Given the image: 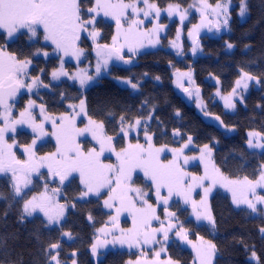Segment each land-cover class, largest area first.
Returning a JSON list of instances; mask_svg holds the SVG:
<instances>
[{
    "label": "trees",
    "instance_id": "trees-1",
    "mask_svg": "<svg viewBox=\"0 0 264 264\" xmlns=\"http://www.w3.org/2000/svg\"><path fill=\"white\" fill-rule=\"evenodd\" d=\"M151 1L164 7L172 3L186 6L192 0ZM207 1L216 3L222 0ZM239 1L234 0L235 4ZM79 2L83 17L86 18L92 0ZM247 8L248 18L244 22L239 21L237 9L232 10L228 33L219 38L202 36L199 39L200 55L196 58L190 54L177 58L165 48L144 52L137 56L136 62L129 68L112 66L108 76L100 78L84 92L66 81L54 85L50 83V70L57 68L58 60L51 58L45 63L42 59L34 58L37 51L49 49L42 44L41 34L36 41H30L27 34H19L13 41L6 43L0 33V45H5L7 52L20 60H32L29 74L40 77L41 84L49 86L48 90L34 96L35 102L47 114L56 116L67 113L69 105H77L84 99L86 116L102 122L105 133L116 137L117 147L124 144L123 138L118 135L122 125L120 117L124 116V124L135 123L134 118H140V132L152 134L155 144L177 148L188 143L190 136V143L195 149L205 145L211 147L214 164L225 176L234 179L247 176L254 181L264 165V152L247 148L246 133L255 131L264 137V0H247ZM97 26L103 29L102 41L108 42L113 26L101 19L97 21ZM81 43V46L88 45L86 41ZM228 43L233 45L231 51L227 50ZM188 48L189 45L185 43V49ZM88 56L92 57L91 52H88ZM189 70L199 91L202 109L193 102L186 104L184 96L173 86V71ZM244 72L258 79L260 87L252 88L244 105H238L234 113H227L215 100L217 86L213 79L218 81L221 92L227 93ZM115 77L138 84L137 92L117 85L112 79ZM21 101L18 103L21 104ZM109 111L113 114L108 115ZM202 114L219 117L225 128L233 127L236 133L226 136L214 125L204 122ZM149 116L151 119H148ZM174 131H178L179 135H174ZM30 139L27 133H19L16 142L26 146L31 142ZM53 151L54 143L51 141L36 149L37 155ZM42 179L47 182L44 175ZM134 182L151 191L150 184L140 176H136ZM41 188V182L35 180L31 189L22 197H16L11 179L0 177V194L4 197L0 199V264H48L46 250L49 245L56 243L60 244V248L51 252H59L61 264H68L72 253H75L76 264H126L128 260H136V251H109L97 261L91 257L89 248L97 231L105 225L111 214L105 211L100 198L76 199L83 191L77 178L70 179L59 190V202L66 209L60 225L49 227L40 215L31 218L23 216L21 219L25 201L40 192ZM171 210L187 230L190 240L203 238L217 246L213 264H253L248 260L253 251L259 263L264 264V236L260 233L264 227V208H258L257 214L245 209L236 210L228 195L217 190L211 198L215 228L196 224L189 210L182 208L176 201L172 202ZM65 232L71 234L70 241L64 240ZM167 255L179 264H193L192 253L176 241L168 245Z\"/></svg>",
    "mask_w": 264,
    "mask_h": 264
},
{
    "label": "rangeland",
    "instance_id": "rangeland-1",
    "mask_svg": "<svg viewBox=\"0 0 264 264\" xmlns=\"http://www.w3.org/2000/svg\"><path fill=\"white\" fill-rule=\"evenodd\" d=\"M113 3L116 2V0H112ZM125 3L129 4H135L137 8L144 9L145 5L143 3V0H124ZM150 3L155 4L153 1L149 0ZM208 4L212 5V7H215L217 3H220L222 6L228 7V25H223L224 16L220 15L217 16L212 12V10L209 9H203L201 0H192L188 5L181 6L179 5V11H173L172 15H169L168 12V5L164 7H159L160 14L157 17L155 11H151L148 16L144 15V11H141L139 15H135L132 12V9L129 8L125 11V15L121 18V29H127L129 26V22L131 20H142L143 23L138 26V31L147 33V35L142 36L139 38V41L135 47V51L131 52L128 50V46H125L121 49L120 55L123 57V59H117L116 55L113 54L111 58L108 60V63L106 66L103 65V58L106 55L107 50L101 48H98L97 45L103 46L108 45L112 46L113 44V37L117 35L118 29L115 19H113L111 16H105L103 12H100L99 15L96 13H90L86 12V18L88 17H95V30L98 32V35L96 36L95 41L92 39V37L89 35V32L92 30L93 26L88 27V31H82L80 33V39L77 41V47L79 49H82V54L79 55V57L72 55L71 53L68 55H65L63 52H58L55 49V46L52 45L50 42H46L43 39L42 36V29H39V33L42 37V44L47 46L49 49H42L40 51H37L34 54V58L42 59L46 63L51 58H57L58 66L57 68L50 70V83L52 85L57 84L62 81L69 82L71 84L76 85L82 92L87 90L88 88L95 85L98 80L102 77L109 75V70L112 66H118L121 68H129L131 67L135 62L136 58L139 54H142L144 52L153 51L159 48H165L169 51H171L177 58H183L184 55L190 54L193 56V58H196L198 55H200V42L199 39L202 36H209L213 38H219L221 35L228 33L229 31V23L231 20V12L235 8L237 9V16L240 22H244L248 18V8L244 16H241L239 14L241 1L234 2V0H222L216 3H210L207 1ZM247 5V0H245ZM173 6L178 4H171ZM237 5V6H236ZM96 6V0H92L91 7ZM90 7V8H91ZM181 14H183L184 19L181 20ZM103 20L104 22L110 23L113 27L112 34L108 40V42L102 41L103 39V29L101 27L97 26L98 20ZM217 23L220 24L219 30H217ZM157 26H159L157 28ZM154 29H157L156 31H153ZM26 30H21L22 32H25ZM0 33L3 34V37L6 41V43H9L13 41L19 34L16 33L12 38L7 37L6 33L3 32V30H0ZM29 36V35H28ZM38 37V36H37ZM37 37H31L29 36L30 41H36ZM86 41L88 45L81 46V42ZM158 41V42H157ZM120 43H123V36L120 37ZM185 43L189 45L188 49H185ZM90 48H88V47ZM1 47V45H0ZM195 49V51H193ZM232 48H228V51H231ZM0 50H3L7 52L6 46H2ZM101 52V55L98 56L97 52ZM88 52H91L92 57L88 56ZM8 53V52H7ZM47 53V55H45ZM30 63L27 66L26 69V75L22 76V79L24 80L25 85L32 84L31 91L26 87L21 88L20 90V96L17 99L16 103L10 104V116L9 121H17V120H25V123H15L10 124V126L7 128V130L4 132V144L11 145L10 151L15 155L16 159L20 161H29L30 153L26 151V149H31V152L35 153L34 162L36 164H40L41 159L44 157H49L50 154L55 153L57 149V141L56 136L53 134L56 129L53 127V121L56 122L57 125L60 123V118L64 116L68 117H75V126L80 129H86L89 127H93L89 125V118L86 116L85 113H80L79 115H75V113H79V103L75 105L76 107H69V110L67 113L51 116L47 114L44 110V108L37 104L35 102L34 96H36L39 92L43 90H48L49 86L45 87L44 84H41L40 77H32L29 74V71L32 69V60L29 59ZM101 62V71L99 74L96 72V66L97 62ZM62 66V70H61ZM53 72H57V76L54 78L52 76ZM87 74L93 77L91 81H88V83L81 87L79 76L81 74ZM173 86L174 88L181 94V96H184L185 93L189 95L191 98V102L199 108L202 109V102L200 99L199 91L194 85L193 79H192V71H173ZM113 81L122 87L128 88L133 92H137V88L133 89L131 87V84L126 83V81H130L128 79L123 78H112ZM36 81V83H33V81ZM238 80H241V84L237 86L236 82L233 85L232 89L227 93H222L220 90L219 83L216 79H213L214 83L216 84L217 88L215 91V100L221 104L223 107V110L227 113H234L237 109L238 105H244V100L250 90L252 88H259L260 87V81L258 79H252L247 81V87H244V80H243V74L240 76ZM187 89V91H185ZM233 89H235V93H233ZM20 100L21 104L18 103ZM31 102V105L30 103ZM20 104V106H17ZM229 104H234L235 107H229ZM4 110H0V113H3ZM24 112L25 116L22 118L21 113ZM29 113L31 115H29ZM34 120L35 124L37 125H43V132H41L39 129L33 130L32 121ZM97 122V121H96ZM100 123V122H97ZM133 126L129 128L128 124H123L120 127L119 130V136L123 138L124 144L122 146L117 147L116 145V137H112V143H111V149L105 145V150L103 154L100 156L101 161L106 165H112L113 167H116L119 165V161L117 159L116 153L121 152L123 149H127L129 144H143L147 146L146 142V135L145 131H141V125L136 126L135 123H131ZM5 127V121L3 119H0V128ZM124 128L125 131L128 132V135H124V132L121 131V128ZM13 128L15 129L13 131ZM103 132L106 136H108L104 129ZM19 133H27L31 139L30 143L26 146L18 145L16 142V137ZM97 133L99 134V131L97 130ZM236 133V130L233 127L226 128L225 135H233ZM250 133L257 134L255 131H248L246 133L247 141L246 146L249 150H256L258 152L263 153L264 149L262 148H250L248 146L249 139H252L254 142L259 141L264 143V137L259 135H252L250 137ZM148 135L152 136V143L155 148H163L164 151L160 153V160L167 164L168 162L172 161L174 158L179 156L178 163L180 164L182 170L187 173L188 175L185 177V180L187 182L191 181V177H202L205 174V165L207 164L208 170L211 173L212 172V165L214 164V160L212 157V149L210 146L208 148L211 149V157L209 158L207 156V153L204 152V159L201 160L202 150H204V147L195 149L190 142L182 145L181 147L173 148L169 146H163V145H157L154 142L153 135L150 133H147ZM35 140V144H33V141ZM51 141L54 143V151L46 154V155H37L36 149L40 146L45 144L46 142ZM75 142L79 144L80 149L84 151L85 153L90 151L91 149L95 148L97 151L100 149V144L97 142V140L93 139V135L91 131H86L80 135H77L75 137ZM87 142V143H85ZM89 142V143H88ZM185 145H187L185 147ZM192 150L190 152L191 149ZM114 149V150H112ZM172 149L181 150V152L174 153ZM5 151H8L7 148H5ZM185 157H187V161L185 162ZM49 161L45 160L43 162V165L38 168L37 171H33L29 175L30 183L27 186H24L23 183H21V195L17 196L13 189V181H12V174L11 172L6 173H0V177L7 176L11 179V185L13 193L16 197H22L24 193H26L29 189L33 187V183L35 180H38L39 183L41 182V190L38 193H35L28 197V200H31L32 197H37L38 199L42 197L50 198L48 201L49 204V211L50 214L55 215L61 211V207L63 204L59 202V190L72 178H77L79 180V183L82 187L81 194L76 198L79 201L88 200V199H101V204L103 205L105 211L110 212V217L106 221L105 225H103L99 231H97L96 237L94 241L92 242V245L89 248V252L91 257L97 261L100 259V256L103 253L109 252V251H136L138 253V257L135 261L128 260L126 264H137V261H140V264H167L169 260L173 262V264H179L175 260L171 259L167 255V248L168 245L172 241H176L181 247L188 249L193 256V264H200V261L197 259V251L193 247V245H196L197 247L201 246V240H205L203 238H198L195 240H190L188 237L187 230L182 226L179 219L177 218V215L171 210V204L172 202L176 201L180 203L182 208H186L190 212V217L194 220L196 224H209L207 220L200 219L197 220L196 214L193 212V206L192 203H185L184 196L183 195H177L174 191L173 194L169 197L168 196V190L167 188H162L160 195L162 197L168 198V203L164 204L162 199H159L156 195V189L155 185L152 184V181L145 176L144 171L140 168H136L131 173V180L128 182V186L133 189H140L141 193H144V199H147L148 203L152 204V206L156 210V216L159 217L157 220H152L151 224L153 228H160L161 227V221H163L164 227H167L169 224H172L173 227L168 233V239H163V233H157V237L159 239V243H152V244H141V246H129L127 242L121 244L118 241L114 239V237H118L121 235V230H124L127 232L128 229L133 228V222H132V216L127 211H122L116 221H113V217L116 216V207H119V202L116 201L115 207H106L104 204V201L109 198L108 189H102L99 195H96L95 193H88L87 195H84V193L87 191L84 185L80 181V174L78 172H72L67 179H65L63 182L60 180V176L56 174V166L53 165V170L49 171ZM216 166V165H215ZM197 168H199L197 170ZM264 171V168L261 167L260 173ZM259 173V175H260ZM42 175H44L45 182L42 179ZM136 176H140L143 178V181L147 182L151 186V191L148 189H145L142 184L135 183L134 180ZM234 179V178H230ZM239 180H243L238 178ZM259 179V176L257 177ZM256 179V180H257ZM210 187L211 191L207 194L206 198V205H202L201 201L205 200V192L204 188ZM220 190L224 194L228 195L231 205L234 209H245L248 210L254 214H257L258 208L262 207L264 208V203H259L256 201L255 197L252 195L250 191H247L244 189L243 191L241 189H237V197H241V195H246L248 199L252 200L253 203L256 204L257 211L253 212L247 204H240L237 206L233 203L232 199V192L229 191L227 188L221 187L220 184L212 185L211 180H205L203 183V186H194L190 191V198L193 201H196L197 204V211L203 212L205 210V206L207 209L211 211V198L214 195V193ZM255 193L257 196H264V187H257L255 189ZM132 197L136 198L137 206L140 204V197L135 192L129 193ZM167 210V211H166ZM63 215L60 218L59 223H53L48 224L47 218L44 216L43 212H40L37 210L34 212L31 216H26L27 218H31L35 215H40L44 218L47 226L54 227L61 224V222L64 220L66 209L63 206L62 208ZM174 213L173 216L169 217L168 213ZM212 214V212H211ZM126 223V224H124ZM118 225V226H117ZM184 229V233L181 235L186 234L187 239H182L181 236H177L176 232L179 228ZM103 229V231H101ZM261 233V232H260ZM262 236L264 234L261 233ZM64 240L70 241L71 238L68 236L63 235ZM190 241V242H189ZM212 243V242H211ZM96 245V253L95 255L92 252V246ZM163 248V250H161ZM57 250V249H54ZM156 252H160L159 257L156 256ZM215 255L212 259V264L214 262ZM75 261V256L73 255L71 257V260L68 262V264H72V261ZM248 260L252 262L253 264H260L258 261L257 256L255 255V258H253L252 253L248 256ZM76 262V261H75ZM55 264V262H53Z\"/></svg>",
    "mask_w": 264,
    "mask_h": 264
},
{
    "label": "snow or ice",
    "instance_id": "snow-or-ice-1",
    "mask_svg": "<svg viewBox=\"0 0 264 264\" xmlns=\"http://www.w3.org/2000/svg\"><path fill=\"white\" fill-rule=\"evenodd\" d=\"M145 8L147 11L141 8H137L135 4L125 3L124 0H116L115 3L112 0H96V6L88 9L90 13L103 12L105 16H111L115 19L117 24V35L113 37L112 46L108 45H97L98 48L106 49V55L103 58V65L106 66L108 60L113 54L116 55L117 59H123L120 55V51L123 47L128 46V50L131 52L135 51L134 45L139 41V38L147 35L138 31V26L143 23L142 20H131L127 29H121V18L125 15V11L129 8L135 15H139L141 11H144V15L148 16L151 11H155L156 16L160 14V9L149 0H143ZM203 9H211L217 16L223 15V25H228V7L222 6L217 3L215 7L208 4L207 0H201ZM173 11H179V5H169L168 12L172 15ZM247 11V5L245 0H241V6L239 14L244 16ZM184 19L183 14H181V20ZM95 17L84 18L81 12V5L79 0H0V30L6 33L7 37L12 38L16 33H21V30H26L21 34H27L31 37H37L39 29H42V36L44 41L50 42L55 46L58 52H63L65 55L72 54L77 57L82 54V49L77 47V41L80 39V33L82 31H88L89 26H93L89 35L95 41L98 32L95 30ZM159 26H157L158 28ZM217 30L220 28V24L216 25ZM154 29L153 31H156ZM123 36V43H120V37ZM158 42V41H157ZM228 48H232L233 45L228 43ZM195 51V49H193ZM47 55V53H45ZM100 56L101 52H97ZM30 61L20 60L14 54H9L3 50H0V107L4 108V112L0 113V119L5 121V127L0 128V173L11 172L13 189L17 196L21 195V183L27 186L31 181L29 175L33 171H37L40 166L43 165L45 160L49 161V171L53 170V165L56 166V174L60 176L61 182L68 178L72 172H78L80 174V181L86 188L84 195L88 193H95L99 195L102 189L107 188L109 193V198L104 201L106 207H115L116 201L119 202V207H116V216L113 217V221H116L122 211H127L132 216L133 228L128 229L127 232L121 230V235L114 237L116 241L123 244L127 242L129 246H141V244H152L159 243L157 233H163V239H168V233L173 227L169 224L164 227L163 221H161L160 228L152 227V220H157L159 217L156 216V210L152 204L148 203L147 199H144V193H141L140 189H133L128 186V182L131 180V173L134 169L140 168L144 171L145 176H147L152 184L155 185L156 195L159 199L163 200L164 204L168 203V198L162 197L160 195L162 188H167L168 196L170 197L175 191L177 195H183L185 203H192L193 212L196 214L197 220L204 219L212 225L213 228L216 227V221L211 214V211L205 206L203 212L197 211L196 201L191 200L190 191L194 186H203L205 180H211L212 185L220 184L221 187L227 188L232 192L233 203L239 206L244 203L253 211H257L256 204L252 200L248 199L246 195H241L237 197V189L242 191L246 189L250 191L255 197L256 201L259 203H264V196H257L255 189L257 187H264V171L259 175V179L250 180L247 176L243 180L230 179L220 172V169L212 165V172L208 170L207 164L205 165V174L202 177H191V181L187 182L185 177L188 175L185 173L180 164L178 163L179 156L177 155L172 161L167 164L160 160V153L164 151L163 148H155L152 143V136L146 135L147 146L143 144H129L127 149H123L121 152L116 153L119 165L113 167L112 165L104 164L100 156L105 150V145L111 149L112 137L106 136L103 132V123H97L95 120L89 118V127L86 129H80L75 126V117L64 116L60 118L59 125L53 121V127L56 131L53 133L56 136L57 149L55 153L50 154L49 157H44L41 159L40 164L34 162L35 153L31 152V149H26L30 153L29 161H20L16 159L15 155L10 151L11 145L4 144V132L10 126V124L15 123H25L26 121L21 119L17 121H9L11 106L7 103V100L14 97L19 89L27 86L29 91H31L32 84L25 85L22 76L26 75V69ZM62 70V66H61ZM101 71V62H97L96 72L99 74ZM52 76L55 78L57 72H53ZM93 79L92 76L87 74H81L79 76V81L81 87L85 86L88 81ZM159 80V77H156ZM255 79V77L249 75L247 72L243 73L244 87L246 88L247 81ZM33 83H36L34 80ZM126 83L131 84L133 89L137 88V84L132 81H126ZM237 86L241 84V80L236 81ZM47 87L48 85H44ZM187 91V89H185ZM233 89V93H235ZM31 105V102H29ZM229 107H235L234 104H229ZM69 107L75 108V105H69ZM79 115L80 113L86 114L85 100L81 99L79 101ZM111 111L108 115H112ZM179 115V112L176 113ZM21 117L25 116L22 112ZM29 115H31L29 113ZM151 119V116L148 117ZM219 119V117H216ZM121 124L125 123V118L122 115L120 117ZM136 126L141 125L140 118H134ZM33 130L39 129L43 132V125L35 124L32 121ZM129 128L133 125L128 124ZM15 129L13 128V131ZM99 131V134L97 133ZM86 131H91L93 139L97 140L100 144V149L97 151L95 148L88 152H84L80 149L79 144L75 142V137ZM124 135H128V132L121 128ZM174 135H179L178 131H174ZM252 135H259L250 133ZM191 137H188L189 142H191ZM35 144V140L33 141ZM187 145H185L186 147ZM248 146L250 148H262L264 149V143L249 139ZM5 148L8 151H5ZM114 150V149H112ZM174 153L178 151L182 153L181 150L172 149ZM206 152L207 156L211 157V149L208 145L204 146L202 150L201 160L203 161ZM187 157H185V162ZM264 168V165L261 166ZM211 191L210 187H205V200L201 201L202 205H206L207 194ZM135 192L140 197V204L137 206L136 198L129 195V193ZM3 194H0V199H3ZM50 198L42 197L38 199L37 197H32L31 200L25 201L23 205V216H31L34 212L39 210L43 212L44 216L47 218L48 224L59 223L63 211L55 215L50 214L48 201ZM167 211V210H166ZM174 213L169 212L168 216H173ZM91 219V217H89ZM118 226V225H117ZM103 231V229H101ZM260 232L264 234V227L260 229ZM184 229L181 227L177 230L176 235L181 236L182 239H187ZM63 235L71 238L70 233H63ZM190 242V241H189ZM197 251V259L200 264H212L213 256L217 251V246L210 241L201 240V246L197 247L193 245ZM60 244H51L46 250L49 255L48 264H61L58 259L59 252L52 254L51 250L59 249ZM163 250V248L161 249ZM92 252L95 255L96 245L92 246ZM75 255V253H72ZM160 252H156V256L159 257ZM253 258H255V252L252 253ZM72 264H76L73 260ZM140 264V261H137ZM147 264V262H145ZM167 264H173L171 260Z\"/></svg>",
    "mask_w": 264,
    "mask_h": 264
},
{
    "label": "water",
    "instance_id": "water-1",
    "mask_svg": "<svg viewBox=\"0 0 264 264\" xmlns=\"http://www.w3.org/2000/svg\"><path fill=\"white\" fill-rule=\"evenodd\" d=\"M20 89L19 91L15 94L14 97L10 98L7 100V103L10 104H14L16 103L17 99L20 96ZM184 99L186 104H191V98L189 97V95L187 93L184 94ZM0 110H4L3 107H0ZM217 116H213V115H201V118L203 119L204 122H206L207 124L210 125H214L221 133H225L226 132V128L223 126L222 122L220 119H216Z\"/></svg>",
    "mask_w": 264,
    "mask_h": 264
}]
</instances>
